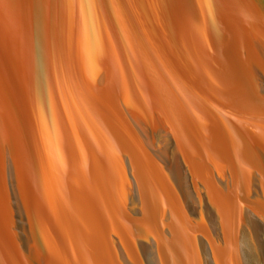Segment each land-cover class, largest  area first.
I'll list each match as a JSON object with an SVG mask.
<instances>
[{"label":"water","instance_id":"95a60500","mask_svg":"<svg viewBox=\"0 0 264 264\" xmlns=\"http://www.w3.org/2000/svg\"><path fill=\"white\" fill-rule=\"evenodd\" d=\"M0 264H264V0H0Z\"/></svg>","mask_w":264,"mask_h":264}]
</instances>
